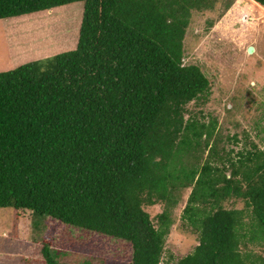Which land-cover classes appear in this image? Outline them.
I'll return each mask as SVG.
<instances>
[{"label": "trees", "instance_id": "obj_1", "mask_svg": "<svg viewBox=\"0 0 264 264\" xmlns=\"http://www.w3.org/2000/svg\"><path fill=\"white\" fill-rule=\"evenodd\" d=\"M79 1L75 48L0 71V207L125 240L128 264H161L170 213L190 189L183 217L199 243L174 264H264L241 249L264 241V149L233 155L217 119L188 109L211 92L184 62L192 17L235 0H0V19ZM232 199L244 208H227ZM157 203L155 224L145 206ZM52 248L44 239L45 264H69Z\"/></svg>", "mask_w": 264, "mask_h": 264}, {"label": "rangeland", "instance_id": "obj_2", "mask_svg": "<svg viewBox=\"0 0 264 264\" xmlns=\"http://www.w3.org/2000/svg\"><path fill=\"white\" fill-rule=\"evenodd\" d=\"M254 1L235 0L227 11L219 3L214 10L195 13L185 39L184 62L199 65L211 82L206 100L193 101L188 109L198 116L203 114L205 121L217 119V132L227 147L234 148L233 155L243 151L245 145L250 148L252 142L264 149V8ZM83 9L84 2L79 1L0 19V71L75 48ZM250 46L254 47L252 53L248 51ZM257 117L259 131L254 128ZM244 131L250 132V138H244ZM233 133H239L238 141L229 144L227 136ZM189 194L190 189L184 190L180 203L170 213L172 224L161 264H174L199 243L198 233L183 217ZM224 204L227 208L245 206L240 199ZM145 209L157 224L156 215L164 210V204L146 205ZM16 211L10 206L0 207V264H45L41 252L44 239L51 242L56 258L69 264H128L132 259V245L125 240L66 228L51 217L33 227L30 220L22 224ZM23 212L29 217L32 214ZM245 221L244 231L250 235L251 219L246 216ZM241 247L251 257H264V241L247 237Z\"/></svg>", "mask_w": 264, "mask_h": 264}, {"label": "crops", "instance_id": "obj_3", "mask_svg": "<svg viewBox=\"0 0 264 264\" xmlns=\"http://www.w3.org/2000/svg\"><path fill=\"white\" fill-rule=\"evenodd\" d=\"M16 210V209H15ZM21 211V210H20ZM31 212V211H30ZM24 212H22L21 211V215H18L19 213H17V211H16V216H17V218L18 219H23V220H21V223L23 224V223H25L27 220H30L31 221V224H32V226L33 227H36L37 225H35V222H37V220H36V216H34V215H32V214H30V217L25 213V214H23ZM33 222H34V225H33ZM22 229V228H21ZM21 229H20V231H21ZM23 230V229H22ZM29 232V231H28ZM22 240V239H21Z\"/></svg>", "mask_w": 264, "mask_h": 264}, {"label": "water", "instance_id": "obj_4", "mask_svg": "<svg viewBox=\"0 0 264 264\" xmlns=\"http://www.w3.org/2000/svg\"><path fill=\"white\" fill-rule=\"evenodd\" d=\"M248 51H249V53H252V52L254 51V47L250 46V47L248 48Z\"/></svg>", "mask_w": 264, "mask_h": 264}]
</instances>
